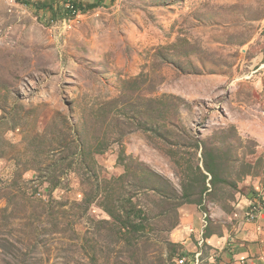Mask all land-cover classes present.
Masks as SVG:
<instances>
[{"label": "rangeland", "instance_id": "obj_1", "mask_svg": "<svg viewBox=\"0 0 264 264\" xmlns=\"http://www.w3.org/2000/svg\"><path fill=\"white\" fill-rule=\"evenodd\" d=\"M28 1L0 0V264L260 262L264 0Z\"/></svg>", "mask_w": 264, "mask_h": 264}, {"label": "trees", "instance_id": "obj_2", "mask_svg": "<svg viewBox=\"0 0 264 264\" xmlns=\"http://www.w3.org/2000/svg\"><path fill=\"white\" fill-rule=\"evenodd\" d=\"M23 1L26 2L25 5H27V4L31 5L28 0H23ZM68 4L73 6L74 9H76V11H80L82 13L85 12L86 10H95L96 8L99 7L98 3L88 5L84 9L79 3L78 4L77 3H68ZM34 6L39 8V9H42L43 11L50 10L51 12H54V10H55L54 4H49V3H35ZM67 11L71 15V11L69 9H67ZM128 210L129 211L127 213V223L125 224V226L130 229V231H128L129 234H136L137 232L140 231L141 228L143 229L144 224H142L141 222H145L147 219H146L143 211H141V209H138L136 206H132L131 208H128ZM181 256L186 258V257H189V254L183 253ZM182 257H180V258H182ZM186 260H187V262L192 261V260H188V258H186Z\"/></svg>", "mask_w": 264, "mask_h": 264}, {"label": "crops", "instance_id": "obj_3", "mask_svg": "<svg viewBox=\"0 0 264 264\" xmlns=\"http://www.w3.org/2000/svg\"><path fill=\"white\" fill-rule=\"evenodd\" d=\"M31 1H35L34 3H49V4H56V2L57 1H60V0H31ZM82 1H89V3H90V5L91 4H94V3H96V1H97V3L99 4V5H101L102 3H106L107 1H109V0H95V2H94V0H79L77 3H81ZM66 1L65 0H63V3H65ZM69 3H70V1H68ZM82 5H83V3H81ZM54 7H55V5H54ZM261 223L262 222H258V223H256V224H254L253 225V227H254V229H256L257 227H260V225H261ZM251 234H248V237L250 236ZM210 243H213V244H219V246L218 247H220V249L221 248H223L224 247V239H219L218 237L217 238H211V239H209L208 240ZM215 246V245H214ZM194 249H196V247H194ZM194 249H193V251H188V252H193L194 254H196L197 255V253H195V251H194ZM240 257H241V259H242V261L244 260V258H245V254H240ZM261 259V261L260 262H256V263H252V264H264V258L263 257H261L260 258ZM220 264H241L240 262H238V261H234V262H231L229 259H227V261H223L222 263H220Z\"/></svg>", "mask_w": 264, "mask_h": 264}, {"label": "built area", "instance_id": "obj_4", "mask_svg": "<svg viewBox=\"0 0 264 264\" xmlns=\"http://www.w3.org/2000/svg\"><path fill=\"white\" fill-rule=\"evenodd\" d=\"M66 7L67 9L71 11V16L81 14L80 11H76V9H74V7L71 6L70 4H67ZM254 211L257 212V202L251 205L250 213H247L246 217L249 219H254V216H253L255 214ZM177 263L178 264H200V260H199V256L197 255L196 258L190 262H187L186 258L182 257L178 260Z\"/></svg>", "mask_w": 264, "mask_h": 264}, {"label": "bare ground", "instance_id": "obj_5", "mask_svg": "<svg viewBox=\"0 0 264 264\" xmlns=\"http://www.w3.org/2000/svg\"><path fill=\"white\" fill-rule=\"evenodd\" d=\"M75 16V15H74ZM77 17V16H76Z\"/></svg>", "mask_w": 264, "mask_h": 264}]
</instances>
